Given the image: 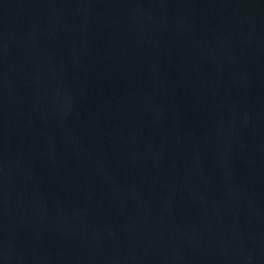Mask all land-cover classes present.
Instances as JSON below:
<instances>
[{"label": "water", "instance_id": "1", "mask_svg": "<svg viewBox=\"0 0 264 264\" xmlns=\"http://www.w3.org/2000/svg\"><path fill=\"white\" fill-rule=\"evenodd\" d=\"M0 264H264V0H0Z\"/></svg>", "mask_w": 264, "mask_h": 264}]
</instances>
